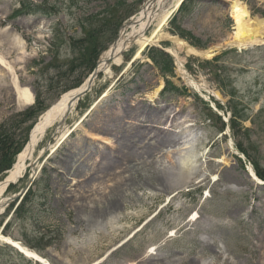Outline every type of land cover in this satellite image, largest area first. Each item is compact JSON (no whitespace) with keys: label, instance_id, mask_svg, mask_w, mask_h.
<instances>
[{"label":"rangeland","instance_id":"1","mask_svg":"<svg viewBox=\"0 0 264 264\" xmlns=\"http://www.w3.org/2000/svg\"><path fill=\"white\" fill-rule=\"evenodd\" d=\"M22 1L54 4L58 12L41 15L33 7L27 13ZM117 1L0 0V123L24 111L19 88L32 91L33 101L37 94L35 113L13 130L22 148L41 115L72 88L66 87L88 78L144 0H121L116 13L122 23L115 34L100 35L105 48L90 71L74 63L71 38L82 36L89 14ZM230 1L186 0L162 30L197 49L217 45L233 31ZM239 1L264 20V0ZM7 26L25 42L23 51L9 45ZM156 46L174 51L168 39ZM135 49L124 51L122 64L112 65L110 76L99 74L76 102L66 140L38 161L25 192L28 164L7 186L2 196L16 198L0 214V235L49 264H264V185L249 177L252 160L264 168V41L245 49L220 46L210 59L177 51L185 70L172 57V75L149 58L158 48L147 46L134 59ZM165 79L184 95L159 96ZM56 127L45 131L32 160L54 142ZM185 156L192 160L182 168L171 160ZM112 194L120 199L116 212L93 218ZM40 262L0 238V264H45Z\"/></svg>","mask_w":264,"mask_h":264},{"label":"bare ground","instance_id":"2","mask_svg":"<svg viewBox=\"0 0 264 264\" xmlns=\"http://www.w3.org/2000/svg\"><path fill=\"white\" fill-rule=\"evenodd\" d=\"M150 2L151 1L146 3V5L142 7L139 13L133 16L130 21H128L124 25L115 44L111 45L101 55L97 65V70L99 71V73L110 76V67L112 65H121L123 62L121 56L122 53L128 50L131 46H136L135 52L133 54L134 59H136L141 57L143 50L147 46L157 45L159 41L163 39H168L173 43L174 51H170L176 57L177 64L181 70L183 68L176 54L177 51L183 52L186 55L211 58L214 51L220 46L245 49L264 41V20L258 15L252 16L247 5L239 0H231L227 7V10L233 20L232 33H230L221 43H218L217 45H211L207 49L194 48L178 37H174L162 30L167 18L171 15V13H173L174 10L179 7L181 0H169L168 5H166V0H154L153 3ZM152 24H154L155 28L149 34H147V30ZM4 31L6 33L5 37H7L6 39L8 40L9 45L13 47L18 45L19 49L23 51L25 48V42L21 40L19 35L14 32H7L8 26L4 28ZM0 62H2L1 54ZM127 66L128 64L126 65V67ZM188 80L195 87V89L199 90L201 88L200 85L194 82L192 78H189ZM87 83L88 80L80 87L64 92L57 100V102L50 106L41 115L38 122L35 124L31 131L28 143L18 153L13 166L8 170L5 178L2 181L0 180V211L6 206L7 203L6 197L2 196L3 192L7 188V184L10 182H14L19 176H21L25 172L26 166L29 162H31L33 174L36 176V174L38 173L40 164L38 162L39 159L37 158L38 156H40V153L44 152L42 151V148L40 149L39 155L37 156L36 160H32L31 158L33 156L35 147L39 143L40 139L44 136L45 131L49 127L55 126V124L57 125V127L55 128L56 136L54 142L48 145L46 153L54 155L58 151V148L64 143L67 138L66 135L69 132L66 126L67 118L70 115V111L74 108L77 102V98H80V96H84V94L82 93L85 90ZM156 92L157 89L154 92V95L156 94ZM17 94L19 99L18 104L20 107L30 104L33 101V93L28 88H19ZM90 132L98 135L102 134L99 130H92ZM171 160H174L173 163H179V167L182 168L183 166H186L187 163H190L192 159L191 157L189 158L188 156H185L181 157V159L177 162H175V159H173L172 157ZM74 173L78 177L82 176V174H78L79 170L74 171ZM249 173V177L256 184L255 180L257 179L254 176L253 172L250 170ZM111 197L112 198L109 203H107L106 205H102L101 208H95L92 215L93 218L98 219L102 216L110 215L116 212L118 206L120 205V199H118L115 194H112ZM0 238L2 239V241L15 246L25 256L40 260L45 264H48L45 259L23 246L20 242L2 235H0Z\"/></svg>","mask_w":264,"mask_h":264},{"label":"trees","instance_id":"3","mask_svg":"<svg viewBox=\"0 0 264 264\" xmlns=\"http://www.w3.org/2000/svg\"><path fill=\"white\" fill-rule=\"evenodd\" d=\"M123 3L122 1H117L113 7L106 8L103 10L102 15H90L85 18L87 24H82L83 35L79 38H71V47L74 52L73 62H81L85 65L86 69L90 71L96 62V59L99 53L103 50L101 41L99 39L100 35L105 31H113V34L116 32L117 26L122 23V18L119 14L116 13V7ZM23 9L27 13H32L33 7H37L41 15H52L58 9L55 5H40V6H31L30 4H24L22 1ZM26 6V7H24ZM28 6V7H27ZM36 12V11H34ZM99 20V21H98ZM114 28V30L112 29ZM153 51V50H152ZM149 58L156 64L160 71H165L166 73H171L173 70L171 58L161 52L154 51V55H150ZM81 78L83 74L80 75ZM80 83V81L69 85L66 88L74 87V85ZM165 94H175V95H184V92L176 87L172 82L166 81V86L164 87L161 95ZM35 113L34 106L28 108L23 113H19L16 116H12L0 124V173L4 170L10 168L14 155L18 153L22 147V142L14 137V129L17 127L15 125L20 122L28 120ZM15 126V127H14ZM247 158L251 161V155L247 154ZM254 166L257 176L261 179H264V168L260 167L258 160H252L251 162Z\"/></svg>","mask_w":264,"mask_h":264},{"label":"water","instance_id":"4","mask_svg":"<svg viewBox=\"0 0 264 264\" xmlns=\"http://www.w3.org/2000/svg\"><path fill=\"white\" fill-rule=\"evenodd\" d=\"M115 44V43H114ZM109 62V61H108ZM99 74V71L97 70V69H95L94 71H93V73L91 74V76L89 77V79H88V83H87V85H86V87H85V90L83 91V93L82 94H85V92L87 91V90H89V88L91 87V85H93V80L95 79V77L97 76ZM31 182V179L28 181V183L26 184V186L22 189V191H24L25 189H26V187L28 186V184ZM16 197H14V196H9V197H7V200L8 201H11V200H14Z\"/></svg>","mask_w":264,"mask_h":264},{"label":"snow or ice","instance_id":"5","mask_svg":"<svg viewBox=\"0 0 264 264\" xmlns=\"http://www.w3.org/2000/svg\"><path fill=\"white\" fill-rule=\"evenodd\" d=\"M151 251V250H150Z\"/></svg>","mask_w":264,"mask_h":264}]
</instances>
